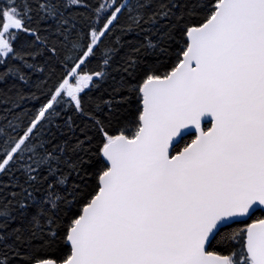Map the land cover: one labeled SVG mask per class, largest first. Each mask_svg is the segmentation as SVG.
I'll return each mask as SVG.
<instances>
[{
  "label": "snow or ice",
  "instance_id": "6c2138e0",
  "mask_svg": "<svg viewBox=\"0 0 264 264\" xmlns=\"http://www.w3.org/2000/svg\"><path fill=\"white\" fill-rule=\"evenodd\" d=\"M0 264H264V0H0Z\"/></svg>",
  "mask_w": 264,
  "mask_h": 264
},
{
  "label": "trees",
  "instance_id": "16d2710c",
  "mask_svg": "<svg viewBox=\"0 0 264 264\" xmlns=\"http://www.w3.org/2000/svg\"><path fill=\"white\" fill-rule=\"evenodd\" d=\"M184 139H188V137H184ZM181 143H183V141H181ZM257 215H260L259 211L255 212L254 215H253V218ZM248 221H244V223H247Z\"/></svg>",
  "mask_w": 264,
  "mask_h": 264
},
{
  "label": "water",
  "instance_id": "95a60500",
  "mask_svg": "<svg viewBox=\"0 0 264 264\" xmlns=\"http://www.w3.org/2000/svg\"><path fill=\"white\" fill-rule=\"evenodd\" d=\"M245 221H247V220H245Z\"/></svg>",
  "mask_w": 264,
  "mask_h": 264
}]
</instances>
